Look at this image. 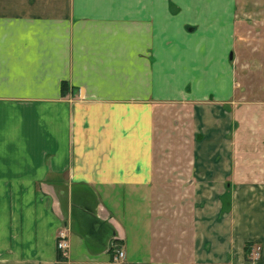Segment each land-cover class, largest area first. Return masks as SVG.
Segmentation results:
<instances>
[{
  "label": "crops",
  "instance_id": "crops-1",
  "mask_svg": "<svg viewBox=\"0 0 264 264\" xmlns=\"http://www.w3.org/2000/svg\"><path fill=\"white\" fill-rule=\"evenodd\" d=\"M200 8L188 31L167 0H0V264H264L243 200L264 190V153L233 168L229 31ZM166 185L219 192L166 225Z\"/></svg>",
  "mask_w": 264,
  "mask_h": 264
},
{
  "label": "rangeland",
  "instance_id": "rangeland-1",
  "mask_svg": "<svg viewBox=\"0 0 264 264\" xmlns=\"http://www.w3.org/2000/svg\"><path fill=\"white\" fill-rule=\"evenodd\" d=\"M167 5L173 8L172 13H175L179 8L182 9L181 14L187 12L191 21H188L189 24H185L184 27L188 31L205 26L202 24L203 22L201 23L205 14L202 13L200 7H206L214 12L212 22L215 24L213 26L215 32L222 33L228 28V57L230 55L234 80V93L230 105L232 118L230 129L231 163L233 168H237L239 163H244L249 159V155L264 153V141L259 140V137L260 139L264 137V0H167ZM191 7H194L195 10H188ZM226 7H229L227 8L228 14L225 13ZM222 19L224 20L222 21ZM218 24H222V27H217ZM172 116L173 111L167 110L165 116L167 123ZM184 130L185 127H183ZM186 135L184 131L182 137H186ZM166 136H169L168 133ZM181 144L185 145V142L181 141ZM240 160L241 162H239ZM183 164L185 165L184 161ZM172 169V165H169L167 171ZM166 174V176L169 175V173ZM233 176L235 179L230 180V187L223 196L227 201L228 196L236 195L238 197L243 193V189L237 188L240 182L239 179L236 180L237 174L234 173ZM211 192L219 191L171 189L166 185V188L160 187L153 191V209L159 212V215L165 213L166 225L175 219L181 220L184 225L191 215L193 201L205 197L206 193L210 196ZM243 197L246 204L250 205L249 209L246 207V210L252 214L251 218H264V216H260L264 213V190H247L243 193ZM243 200H239L238 204L245 203ZM227 208L224 209L227 210ZM258 221L256 224L264 231V221ZM245 229L246 232H251V230H256L257 226L248 222L245 223ZM248 243L249 249L253 245H258L255 241ZM245 260H252L250 251L246 254Z\"/></svg>",
  "mask_w": 264,
  "mask_h": 264
},
{
  "label": "built area",
  "instance_id": "built-area-1",
  "mask_svg": "<svg viewBox=\"0 0 264 264\" xmlns=\"http://www.w3.org/2000/svg\"><path fill=\"white\" fill-rule=\"evenodd\" d=\"M55 246L58 250L59 255L61 257H65L67 253V242L64 230H61L57 233ZM109 249L111 250L112 262H120L123 260L124 252L121 247H117L116 245L111 244ZM249 251L252 260H255L258 257L259 247L253 246Z\"/></svg>",
  "mask_w": 264,
  "mask_h": 264
},
{
  "label": "trees",
  "instance_id": "trees-1",
  "mask_svg": "<svg viewBox=\"0 0 264 264\" xmlns=\"http://www.w3.org/2000/svg\"><path fill=\"white\" fill-rule=\"evenodd\" d=\"M66 87H67L66 83L64 81H61L60 86H59L61 95H65ZM248 244H249L248 242H245L243 245V253L245 257H246V254L249 252Z\"/></svg>",
  "mask_w": 264,
  "mask_h": 264
},
{
  "label": "water",
  "instance_id": "water-1",
  "mask_svg": "<svg viewBox=\"0 0 264 264\" xmlns=\"http://www.w3.org/2000/svg\"><path fill=\"white\" fill-rule=\"evenodd\" d=\"M229 57H230V55H229Z\"/></svg>",
  "mask_w": 264,
  "mask_h": 264
}]
</instances>
